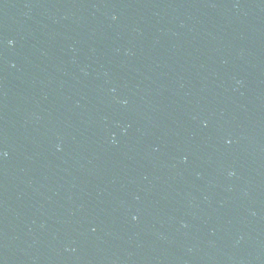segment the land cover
I'll use <instances>...</instances> for the list:
<instances>
[{"label":"water","instance_id":"1","mask_svg":"<svg viewBox=\"0 0 264 264\" xmlns=\"http://www.w3.org/2000/svg\"><path fill=\"white\" fill-rule=\"evenodd\" d=\"M0 264H264V0H0Z\"/></svg>","mask_w":264,"mask_h":264},{"label":"clouds","instance_id":"2","mask_svg":"<svg viewBox=\"0 0 264 264\" xmlns=\"http://www.w3.org/2000/svg\"><path fill=\"white\" fill-rule=\"evenodd\" d=\"M11 43V42H10Z\"/></svg>","mask_w":264,"mask_h":264}]
</instances>
